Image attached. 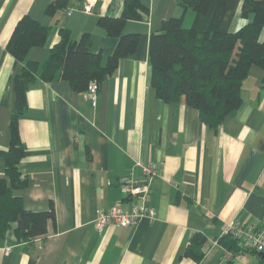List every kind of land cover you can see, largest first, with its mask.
<instances>
[{
    "label": "crops",
    "instance_id": "obj_1",
    "mask_svg": "<svg viewBox=\"0 0 264 264\" xmlns=\"http://www.w3.org/2000/svg\"><path fill=\"white\" fill-rule=\"evenodd\" d=\"M52 1L0 0V150L10 144L13 84L22 70L6 44L20 18L51 27L45 44L27 54L39 65L58 43L60 28L68 29L73 40L89 33L91 50L103 62L116 48L118 39L107 36L97 20L120 17L124 0H99L91 13L80 10L86 0H68L65 9L49 15ZM139 1L147 12L123 27V34L139 36L137 47L119 61L94 101L63 80L36 76L28 84L18 119L24 145L19 171L26 185L14 195L31 212L53 207L54 220L29 243L17 241L12 223L0 238V264H264L250 252L236 258L216 241L231 221L263 225L264 73L250 68L234 116L209 129L195 109L183 100L163 102L150 83V36L173 17L182 16L189 27L193 13L183 11L181 0ZM250 19H241L239 6L231 32ZM259 41L264 43V28ZM150 162L163 163L146 200L155 218L98 230L97 210L144 203L141 196L128 200L120 184L126 178L143 181ZM196 235L204 239L200 261L184 254Z\"/></svg>",
    "mask_w": 264,
    "mask_h": 264
},
{
    "label": "trees",
    "instance_id": "obj_2",
    "mask_svg": "<svg viewBox=\"0 0 264 264\" xmlns=\"http://www.w3.org/2000/svg\"><path fill=\"white\" fill-rule=\"evenodd\" d=\"M67 5L68 0H53L46 13L54 15ZM180 6L183 11L193 13L191 25L185 27L182 16L173 17L162 22L159 32L150 36L151 87L163 102L183 100L198 112L205 126L216 130L239 108L241 86L250 68L256 66L264 73V43L259 41L264 28V0H181ZM239 6L241 19H251L231 32L230 25ZM146 12L147 8L139 0H124L120 17L98 18L97 24L106 35L118 39L115 50L104 62L100 54L91 50L89 33L73 40L68 29L60 28L58 43L39 65L28 60L27 54L31 48L45 44L51 27L28 16L16 23L6 51L22 65V70L13 84L15 108L10 117V144L6 150H0L4 163V176L0 177V238H4L15 223L17 241L29 243L44 235L47 221L54 220L53 207L43 212H31L24 208L21 198L14 195L15 190L26 185L19 171L24 145L19 137L18 119L25 107L28 84L37 76L45 82L66 81L76 92H86L91 81H95L100 89L119 61L137 47L139 36L123 34L125 23L139 20L141 13ZM203 241L202 236L196 235L184 254L200 261ZM216 241L232 255L250 252L264 263V253L243 248L231 236H221Z\"/></svg>",
    "mask_w": 264,
    "mask_h": 264
},
{
    "label": "built area",
    "instance_id": "obj_3",
    "mask_svg": "<svg viewBox=\"0 0 264 264\" xmlns=\"http://www.w3.org/2000/svg\"><path fill=\"white\" fill-rule=\"evenodd\" d=\"M98 1L99 0H86L80 7V10L86 13H91ZM98 90L99 86L95 81L89 82L86 93L91 98V101L95 100ZM162 166V162H150L144 167L143 181L132 180L129 178L122 179L120 188L127 199L131 200L132 198L141 196L144 203L136 205L135 203L128 201L125 204H114L106 210H97L94 220L95 227L98 230H102L108 225H116L121 228H126L135 226L143 218L153 220L155 218V211L153 208L146 205V200L150 191V181L159 174ZM226 235L237 239L239 244L245 249L264 253V220L261 228L245 226L237 221H231L226 224L223 229L222 236ZM239 257L240 255H237L236 258Z\"/></svg>",
    "mask_w": 264,
    "mask_h": 264
}]
</instances>
